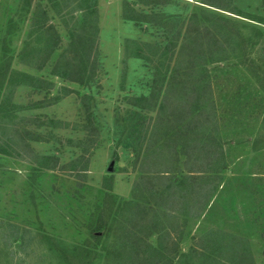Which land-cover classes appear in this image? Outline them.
I'll return each instance as SVG.
<instances>
[{
  "label": "rangeland",
  "instance_id": "1",
  "mask_svg": "<svg viewBox=\"0 0 264 264\" xmlns=\"http://www.w3.org/2000/svg\"><path fill=\"white\" fill-rule=\"evenodd\" d=\"M92 1L98 9L97 70L89 85L78 86L50 75L49 62L41 71L27 63L30 53L43 44L30 28V19L36 16L33 9L46 13V23L60 37L54 58L68 45L63 22L73 21L75 15L70 11L76 13V3L30 0L28 8L26 0H0V123L12 125L28 117L52 120L54 128L30 127L45 141L30 142V147L37 155L58 158L56 168L47 170L46 161L33 162L34 158L22 156L12 145L7 149L10 156L0 154V264H84L83 248L95 243L87 223L96 216V207L104 204L106 216L111 217L122 201L131 199L137 177L130 168L129 150L118 142L121 136L115 118L129 109L123 103L125 97L147 93L151 70L144 61L125 56L123 44L127 39L165 41L170 36L165 28L163 35L159 25L169 18L191 17L215 24L219 30L228 29L234 42L241 44L225 61L206 65L217 107L218 132L212 137L222 148L225 169L211 203L200 217L185 222L180 249L187 253L196 248L189 247L190 237L221 229L246 238L255 264H264V0H220L234 14L205 6L200 0H170V5L154 9L165 20L144 23L142 28L121 17L123 3H133L146 13L149 6L136 4L137 0ZM24 75L51 81L54 87L48 93L29 95L30 89L20 85L27 80ZM83 94L88 95L100 138L84 175L75 176L57 169L79 155L67 141L83 137L74 130L82 122ZM57 95L59 100L49 104L48 99ZM1 139L0 126V146L6 141Z\"/></svg>",
  "mask_w": 264,
  "mask_h": 264
},
{
  "label": "trees",
  "instance_id": "2",
  "mask_svg": "<svg viewBox=\"0 0 264 264\" xmlns=\"http://www.w3.org/2000/svg\"><path fill=\"white\" fill-rule=\"evenodd\" d=\"M72 1L76 3V13L70 11L75 15L73 21L63 22L68 29L69 42L54 58L60 37L53 26L46 23V13L33 9L36 16L31 17L30 28L36 40L43 44L39 50L30 51L31 60L27 63L41 71L49 62L50 75L87 86L94 80L99 56L97 3ZM29 3L30 0H26L28 8ZM200 3L234 14V9L220 0H200ZM136 4L149 6V13L124 2L121 17L142 28L144 23L163 18L154 9L166 7L171 1L137 0ZM169 20L159 25L163 35L166 31L170 36L167 40L149 43L127 39L123 44L125 56L144 61L151 70L147 93L125 97L123 103L129 109L115 118L118 136H121L118 142L129 150L130 168L137 177L132 184L131 199L122 201L110 219L104 204L96 207V216L87 223L95 243L93 247L83 248L82 261L84 264H255L247 239L221 229L190 237L189 247L196 248L181 252L185 222L200 217L211 203L221 186L225 169L222 148L212 137L218 132L217 107L213 79L206 65L225 61L240 49L241 42L235 43L228 29L219 30L215 24L196 17ZM24 76L27 80L20 85L30 89L29 95L40 91L48 93L54 87L51 81ZM48 100L49 104L56 103L59 95ZM80 101L83 118L74 130L82 132L83 137L67 141L79 155L57 169L74 172L75 176L84 175L100 138L88 95H80ZM262 115L264 124V113ZM0 126L1 140L6 138L0 146V154L10 156L7 149L12 145L22 156L34 158L33 162L46 161L49 165L45 169L56 168V156L37 155L30 147V142H45L30 127L54 128L52 120L41 122L36 117H28L12 125L1 122Z\"/></svg>",
  "mask_w": 264,
  "mask_h": 264
},
{
  "label": "water",
  "instance_id": "3",
  "mask_svg": "<svg viewBox=\"0 0 264 264\" xmlns=\"http://www.w3.org/2000/svg\"><path fill=\"white\" fill-rule=\"evenodd\" d=\"M108 170H110V168Z\"/></svg>",
  "mask_w": 264,
  "mask_h": 264
}]
</instances>
